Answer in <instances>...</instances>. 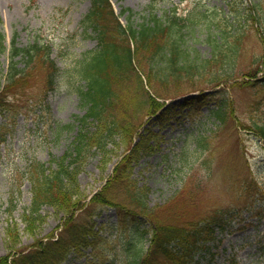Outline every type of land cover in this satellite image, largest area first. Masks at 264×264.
<instances>
[{
	"label": "rangeland",
	"instance_id": "obj_1",
	"mask_svg": "<svg viewBox=\"0 0 264 264\" xmlns=\"http://www.w3.org/2000/svg\"><path fill=\"white\" fill-rule=\"evenodd\" d=\"M111 2L117 12L120 7L133 9L138 21L150 13L170 21L175 16L180 18L173 26L182 28L184 48L194 50L201 59L212 58L219 44L221 50L230 44L240 48L234 66L226 58L224 64L204 69V77L194 78L198 80L196 88L213 92L209 104L196 109L195 105H181L182 96L169 97L166 101L177 111L171 121L162 126L154 121L155 116L144 118L142 132L152 148L139 154L132 178L146 192L149 207L165 218H171L170 210L160 206L175 194L190 190L194 197L191 205H173L182 214V222L192 218L197 222L219 206L241 211L231 215L224 229H216L214 235L199 236L189 264H264V138L255 129L244 127L264 125V0ZM90 7V0H0V31L6 43L15 34L20 45L27 44L34 34L48 39L62 69L57 87L49 92L43 91L44 73L31 74L29 88L18 97L22 100L20 112L0 115V124L5 123L1 130L7 138L0 146V257L64 233L61 229L66 213L55 205L45 206L35 223L25 220L33 193L23 173L33 159L48 162L53 156H61L76 134L78 118L85 110L76 91L79 83L74 81V65L98 47L95 30L86 31L81 24ZM237 8L245 11L231 20L233 14L229 12ZM202 13L209 21L198 17ZM120 20L125 22L123 16ZM196 60L191 56L186 63L197 66ZM7 64V56L1 55L2 72ZM254 69L258 73L251 76ZM0 79L4 81L2 75ZM184 82L192 87L190 81ZM219 102L225 109L217 114L218 119L211 109ZM116 141L112 156L102 162L98 153L93 154L80 173L79 198L84 201L102 188L125 152V139L117 136ZM240 190L247 192L240 194ZM122 195L120 192L117 199ZM87 213L77 211V222H89ZM121 216L115 206L95 207L92 242L71 248L60 264H132L145 256V249L152 247L154 222L137 221L132 213ZM142 228L148 230L143 239Z\"/></svg>",
	"mask_w": 264,
	"mask_h": 264
},
{
	"label": "trees",
	"instance_id": "obj_2",
	"mask_svg": "<svg viewBox=\"0 0 264 264\" xmlns=\"http://www.w3.org/2000/svg\"><path fill=\"white\" fill-rule=\"evenodd\" d=\"M237 9V12L231 10L230 13L237 15L244 12V8ZM124 13L125 25L119 21V16ZM134 16L133 10L126 7L121 8L119 15L116 14L110 0H91V8L82 24L86 31L89 28L96 31L98 48L74 65V81L79 83L76 91L85 110L78 118L76 134L61 156H53L48 163L33 159L23 173L30 181L33 193L25 220L35 223L42 217L45 206L55 205L66 213L62 228L64 233L56 240H37L28 251L6 254L0 257V264H60L71 248L78 249L92 242L95 232L91 219L95 215V207L99 205L116 206L122 216L132 213L137 221L142 219L143 223L149 219L154 222L153 245L149 253L137 257L132 264H189L200 235H214L216 229H224L231 215L241 214V211L219 206L202 220L196 222L192 218L182 222V214L173 205H191L194 197L190 190L185 194H175L160 206L170 210L171 218H165L167 216L154 213L148 205L146 192L133 180L132 168L139 154L152 148L142 132L144 118L155 116L157 124H167L177 111L175 105L166 104L165 99L201 90L196 88L198 80L194 78L204 77V69L219 62L224 64L226 58L230 66H234L240 53L236 44L229 47L230 44L223 50L218 48L220 44H215V55L201 59L195 56L194 50L184 48L182 28L173 26L179 23L180 18L175 16L171 21L163 20L153 14L138 21ZM198 17L209 21L203 13ZM222 33L226 35L224 30ZM50 49L49 42L40 40L38 36H33L28 44L21 46L14 35L8 46L5 34L0 31V56L6 54L8 58L6 71L0 70V77H4L3 82L0 79V115L16 113L22 107V100L18 97L29 88L28 78L33 73H44L43 91L57 87L62 69L51 56ZM191 56L197 59V66L186 63ZM252 72L251 76H256L258 70ZM185 80L190 81L192 87L186 86ZM212 96L213 93L201 90L184 97L180 104L195 105L196 109H200L202 105L209 104ZM221 109L225 108L219 102L211 110L217 116L222 114ZM4 124H0V146L7 140L6 132L1 130ZM246 127L255 129L264 138V125ZM146 132L151 130L148 128ZM117 136L125 139V154L102 188L86 202L79 198L80 173L93 154L98 153L102 162L112 156ZM197 188L196 194L200 189L199 183ZM242 191L239 193L247 192ZM120 192L123 193L121 200L117 199ZM79 210H88L89 222H77L76 213ZM147 233V228H142L141 238ZM177 244L183 249L174 250L173 246Z\"/></svg>",
	"mask_w": 264,
	"mask_h": 264
}]
</instances>
